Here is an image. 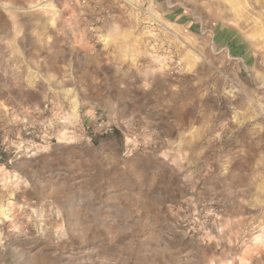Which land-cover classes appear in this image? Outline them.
<instances>
[{
  "label": "rangeland",
  "instance_id": "obj_1",
  "mask_svg": "<svg viewBox=\"0 0 264 264\" xmlns=\"http://www.w3.org/2000/svg\"><path fill=\"white\" fill-rule=\"evenodd\" d=\"M157 1L108 17L137 23L158 123L95 108L65 67L85 56L4 31L0 264H264V0Z\"/></svg>",
  "mask_w": 264,
  "mask_h": 264
},
{
  "label": "crops",
  "instance_id": "obj_2",
  "mask_svg": "<svg viewBox=\"0 0 264 264\" xmlns=\"http://www.w3.org/2000/svg\"><path fill=\"white\" fill-rule=\"evenodd\" d=\"M162 2H156L159 9ZM111 4L112 0H0V39L7 30L14 44L39 46L40 56H85L83 63L65 67L87 71L95 108L117 110L120 119L158 123L160 116L150 112L154 99L149 78L133 74L142 44L137 23L121 15L110 21ZM170 6L164 13L174 28H180L182 12ZM91 30L99 32L95 42ZM168 122L175 124V116L168 115Z\"/></svg>",
  "mask_w": 264,
  "mask_h": 264
},
{
  "label": "trees",
  "instance_id": "obj_3",
  "mask_svg": "<svg viewBox=\"0 0 264 264\" xmlns=\"http://www.w3.org/2000/svg\"><path fill=\"white\" fill-rule=\"evenodd\" d=\"M92 137H93V141L95 143H97V142H99L100 139H102L103 137H105V135L102 134V135L98 136V135L95 134Z\"/></svg>",
  "mask_w": 264,
  "mask_h": 264
}]
</instances>
